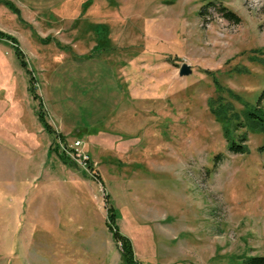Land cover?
<instances>
[{"label":"rangeland","instance_id":"1","mask_svg":"<svg viewBox=\"0 0 264 264\" xmlns=\"http://www.w3.org/2000/svg\"><path fill=\"white\" fill-rule=\"evenodd\" d=\"M0 30L23 52L2 40L16 61L0 80L17 81L0 119V264H125L110 205L139 264L264 256V133L247 117L264 0H0ZM242 135L248 151L229 150Z\"/></svg>","mask_w":264,"mask_h":264},{"label":"trees","instance_id":"2","mask_svg":"<svg viewBox=\"0 0 264 264\" xmlns=\"http://www.w3.org/2000/svg\"><path fill=\"white\" fill-rule=\"evenodd\" d=\"M4 4L7 5L17 15L19 14L18 9L14 5H12L10 2L4 1ZM225 16L229 19L239 21V18L232 11H227L225 13ZM0 39H6V40L10 41L14 47L15 53L18 56V58L22 56L23 52L19 48L18 43L13 36H11V35L0 30ZM260 51L264 52L263 49ZM22 66H25V62L23 61V59H22ZM263 101H264V87H263L262 91L260 92L259 96L257 97V99L254 103L253 109L255 112L254 111L249 112L247 115V117H249V120H250L249 122H250L252 130H254L255 132H258V133L259 132L264 133V107L262 106ZM230 106L231 105H228V106H226V108H229ZM212 111L216 117L222 118V110L216 109L215 111L214 110H212ZM250 117L252 119H250ZM40 120H41L42 125L46 129L50 128L49 123H47L45 121V119L43 118V116L41 114H40ZM240 140L242 142L241 144H237L235 142L231 143V144H229L228 149L234 153H242V154L246 153L248 151V147L245 145V142L247 140V136L242 135L240 137ZM257 150L259 153L264 155V140L258 146ZM59 156L64 162L67 161L63 157L62 154H60ZM218 158H221L220 154L216 155L215 160ZM107 211H108V220H109L108 226L111 230L113 239L120 244L121 257L123 259V262L125 264H139L137 259L134 256L133 246H132V242H131L130 238L127 235L121 233L117 227H115V228L112 227V224H114L116 222V218L118 217L117 210L112 205H110L107 208ZM244 264H264V256H262V255L249 256L244 261Z\"/></svg>","mask_w":264,"mask_h":264},{"label":"crops","instance_id":"3","mask_svg":"<svg viewBox=\"0 0 264 264\" xmlns=\"http://www.w3.org/2000/svg\"><path fill=\"white\" fill-rule=\"evenodd\" d=\"M2 40H5V39H0V70L4 68L5 66L7 67V72L10 71L11 73H15L14 64H15L16 59L9 55V52L5 48L6 45L2 44ZM0 74H1V71H0ZM12 79L13 80L11 83L10 79L8 78V74H4L3 79H1L2 82L4 83V87L6 91L4 93L5 99L3 101H0V119H1V116L3 115L7 116L9 108L13 107L12 100L14 99V95H15L17 77L13 75ZM2 86L3 85L0 84V89L2 88Z\"/></svg>","mask_w":264,"mask_h":264},{"label":"water","instance_id":"4","mask_svg":"<svg viewBox=\"0 0 264 264\" xmlns=\"http://www.w3.org/2000/svg\"><path fill=\"white\" fill-rule=\"evenodd\" d=\"M191 71V66L184 62L180 65L179 75H188L189 73H191Z\"/></svg>","mask_w":264,"mask_h":264},{"label":"built area","instance_id":"5","mask_svg":"<svg viewBox=\"0 0 264 264\" xmlns=\"http://www.w3.org/2000/svg\"><path fill=\"white\" fill-rule=\"evenodd\" d=\"M78 144H79V141L76 142V145H78Z\"/></svg>","mask_w":264,"mask_h":264}]
</instances>
